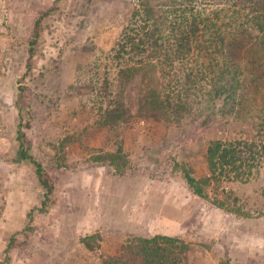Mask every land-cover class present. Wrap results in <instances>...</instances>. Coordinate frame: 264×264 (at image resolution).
Instances as JSON below:
<instances>
[{
    "label": "rangeland",
    "instance_id": "1",
    "mask_svg": "<svg viewBox=\"0 0 264 264\" xmlns=\"http://www.w3.org/2000/svg\"><path fill=\"white\" fill-rule=\"evenodd\" d=\"M135 3L0 0V264H101L124 242L154 235L190 245L197 264H264V160L224 209L214 187L200 198L186 182L204 175L209 141L242 135L264 145V89L247 91L226 125L216 110L201 125L197 85L186 112L138 118L143 90L167 86L174 98L180 86L153 64L118 74L112 50ZM114 99L131 116L110 125Z\"/></svg>",
    "mask_w": 264,
    "mask_h": 264
},
{
    "label": "trees",
    "instance_id": "2",
    "mask_svg": "<svg viewBox=\"0 0 264 264\" xmlns=\"http://www.w3.org/2000/svg\"><path fill=\"white\" fill-rule=\"evenodd\" d=\"M125 22L112 50L118 74L129 73L136 65L153 64L160 79H173L180 86L174 98L167 86L162 88L163 95L143 90L137 110L142 120L158 123L171 113L186 112L197 85L198 118L207 114L201 125L209 126L214 110L221 112L226 125L239 119L247 91L259 94L264 89V0H136ZM129 116V107L117 99L105 110L106 124ZM203 156L204 175L198 184L186 175V182L200 198H206V188L214 187L213 204L224 209L233 193L230 189L246 184L262 168L264 145L242 135L218 138L208 142ZM32 164L49 194L51 187L41 165ZM13 244L10 239L6 260ZM85 246L93 250L89 243ZM198 256L176 237L154 235L124 242L101 264H197Z\"/></svg>",
    "mask_w": 264,
    "mask_h": 264
}]
</instances>
